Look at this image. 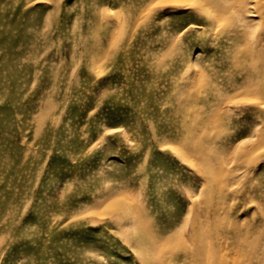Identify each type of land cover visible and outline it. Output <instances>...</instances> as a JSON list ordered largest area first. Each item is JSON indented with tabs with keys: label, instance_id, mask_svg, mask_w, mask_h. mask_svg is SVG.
Masks as SVG:
<instances>
[{
	"label": "rangeland",
	"instance_id": "1",
	"mask_svg": "<svg viewBox=\"0 0 264 264\" xmlns=\"http://www.w3.org/2000/svg\"><path fill=\"white\" fill-rule=\"evenodd\" d=\"M0 264H264V0H0Z\"/></svg>",
	"mask_w": 264,
	"mask_h": 264
},
{
	"label": "bare ground",
	"instance_id": "2",
	"mask_svg": "<svg viewBox=\"0 0 264 264\" xmlns=\"http://www.w3.org/2000/svg\"><path fill=\"white\" fill-rule=\"evenodd\" d=\"M239 2H240V1H239ZM239 5H240V4H239ZM235 6H236V5H235ZM241 6H242V5H241ZM241 6H240V7H241ZM246 6H247L246 3H243V6H242L243 9L246 8ZM237 7H238V6H237ZM233 8H235V7L233 6ZM233 8H231V9H233ZM238 9H239V8H238ZM238 9H235V10H238ZM243 9H242V10H243ZM235 10H234V11H235ZM252 13H253V12H252ZM252 13H251V14H252ZM239 14H240V13H239ZM236 15H237V14H236ZM252 15H254V14H252ZM236 17H237V16H236ZM239 22H240V21H239ZM170 225H171V224H170Z\"/></svg>",
	"mask_w": 264,
	"mask_h": 264
}]
</instances>
